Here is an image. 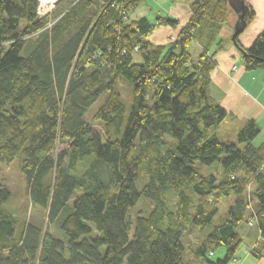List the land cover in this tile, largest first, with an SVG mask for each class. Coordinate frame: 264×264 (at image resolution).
<instances>
[{
	"label": "trees",
	"instance_id": "obj_1",
	"mask_svg": "<svg viewBox=\"0 0 264 264\" xmlns=\"http://www.w3.org/2000/svg\"><path fill=\"white\" fill-rule=\"evenodd\" d=\"M142 1L72 0L53 22L39 18L38 0H0V165L20 159L33 205L61 234L21 222L0 182V264H234L253 201L261 242L252 253L264 256L260 129L251 121L236 143L220 139L228 111L212 96L216 62L189 48L214 42L234 12L228 0H194L191 19L160 46L146 39L153 25L130 18ZM237 44L249 71L264 66V29L251 48ZM121 78L130 106L116 93ZM105 94L97 132L86 116ZM81 161L90 163L77 177ZM197 165L216 169L205 176ZM143 201L149 210L132 218ZM195 229L204 238L188 259Z\"/></svg>",
	"mask_w": 264,
	"mask_h": 264
},
{
	"label": "crops",
	"instance_id": "obj_2",
	"mask_svg": "<svg viewBox=\"0 0 264 264\" xmlns=\"http://www.w3.org/2000/svg\"><path fill=\"white\" fill-rule=\"evenodd\" d=\"M193 1L143 0L132 12L140 11V14L130 18L133 21H140L144 18L145 23L153 25L155 29L146 39L151 44L163 46L177 36L191 19ZM245 2L256 13L250 26L239 36L241 46L248 49L264 29V0H245ZM166 19L175 20L178 25L172 27L167 24ZM236 21V14L231 13L228 22L221 27L214 42L203 41L199 37L200 39L192 43L189 48L194 58L197 59L207 50L216 62V69L211 74L212 96L228 111V117L217 131L219 137L222 127L227 126L237 139L239 132L249 122L255 121L261 132L256 139L258 142L255 143L260 145L264 143V66L252 71L245 66L241 49L232 41ZM135 53H138L136 60ZM135 53L133 54L134 61L142 63L141 54L137 51ZM255 206L256 202L253 201L249 206L247 221L243 223L245 225L242 229L240 228L243 241L248 248L246 256L237 257L240 264H264V256L259 260L252 253L253 250L260 249L258 246L261 242V230L255 219ZM262 252L264 254V250Z\"/></svg>",
	"mask_w": 264,
	"mask_h": 264
},
{
	"label": "rangeland",
	"instance_id": "obj_3",
	"mask_svg": "<svg viewBox=\"0 0 264 264\" xmlns=\"http://www.w3.org/2000/svg\"><path fill=\"white\" fill-rule=\"evenodd\" d=\"M72 0L66 1L62 3L61 5L54 8L53 12L49 14L51 21L56 20L59 18L65 11L66 8L70 5ZM74 1V0H73ZM140 14V11H136L135 13L131 14V18L136 17ZM132 20V19H131ZM54 22V21H53ZM38 38V35H34L32 38L28 39V42L33 43ZM174 41V40H171ZM25 53H27L25 51ZM134 58L136 60V57L138 58V53H135ZM116 93L119 94L120 99L123 100L124 103H126L128 106L132 102L133 94H132V86L127 83L123 78L119 79L116 83ZM110 95L105 94L96 104L93 105V107L90 109L89 113L87 114L86 118L87 121L92 125V128H94L97 132H102L104 130L103 128V122L97 120V113L101 109L102 105L109 99ZM220 139L234 142L236 143V137H234L233 133H231L230 129L227 126L222 127L220 131ZM256 143L258 140L255 141ZM61 147H59L56 151V154L60 152ZM90 161H81V163L78 165L77 170L74 172L77 177L82 176L85 169L89 166ZM21 161L19 158H16V160L10 164L0 165V182L3 184V186L7 187L11 192V199L9 202L5 205V208L11 211L17 218H20V221L23 223H33L39 227L45 228L46 226H50L51 232L57 237L60 238L61 234L59 229L56 227L55 223L49 224V218L48 213L46 210L42 207L33 205L30 196H29V190L28 185L23 179V175H21ZM199 172L204 174L205 176H209L212 172H214V168L209 169V167H206L204 165H197ZM217 172V171H216ZM144 178V177H142ZM146 180L142 179L140 182H138V187L141 188L145 184ZM254 190V189H252ZM251 190L250 193L253 191ZM79 194H76L72 197L71 201L69 202L70 206H73V202L76 199V197ZM195 201L196 198H195ZM233 203V199L231 200H224L222 203L220 210L221 212L219 215L215 217L216 223L220 222V219L224 218L228 211V206ZM150 208V203L143 201L137 208L135 212H132V218H134L138 212H146ZM67 214V213H66ZM66 214L62 213L59 219V224L62 222L63 219L66 218ZM245 224H243L240 228ZM204 235L199 230H193L191 234L187 235L186 238V244H188L189 249L187 251V258L192 259V250L191 246L194 247V245L201 244L203 241ZM219 255H222L221 251H218ZM248 253L247 244L244 242L241 248L238 251L237 257L240 255L241 258L243 256H246ZM240 260L238 261V264Z\"/></svg>",
	"mask_w": 264,
	"mask_h": 264
},
{
	"label": "water",
	"instance_id": "obj_4",
	"mask_svg": "<svg viewBox=\"0 0 264 264\" xmlns=\"http://www.w3.org/2000/svg\"><path fill=\"white\" fill-rule=\"evenodd\" d=\"M231 9L237 15V21L235 22L234 31L232 41L235 46L239 47L237 44V38H239L240 34H242L249 26V17L250 6H248L245 0H228Z\"/></svg>",
	"mask_w": 264,
	"mask_h": 264
},
{
	"label": "built area",
	"instance_id": "obj_5",
	"mask_svg": "<svg viewBox=\"0 0 264 264\" xmlns=\"http://www.w3.org/2000/svg\"><path fill=\"white\" fill-rule=\"evenodd\" d=\"M66 1H70V0H38L37 13H38L39 18L42 19L48 16L49 14L53 12L54 8H56L60 3H64ZM124 14L126 13L124 12ZM174 39L175 38H173L172 40ZM250 192H251V189L249 188L248 194H250ZM234 264H238V262L235 261Z\"/></svg>",
	"mask_w": 264,
	"mask_h": 264
}]
</instances>
